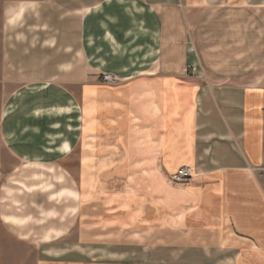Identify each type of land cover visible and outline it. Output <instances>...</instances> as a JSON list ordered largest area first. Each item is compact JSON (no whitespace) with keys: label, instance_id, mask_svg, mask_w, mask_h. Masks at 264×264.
<instances>
[{"label":"crops","instance_id":"0c3cea01","mask_svg":"<svg viewBox=\"0 0 264 264\" xmlns=\"http://www.w3.org/2000/svg\"><path fill=\"white\" fill-rule=\"evenodd\" d=\"M1 47L0 227L41 264H264V0H36Z\"/></svg>","mask_w":264,"mask_h":264},{"label":"rangeland","instance_id":"374dc122","mask_svg":"<svg viewBox=\"0 0 264 264\" xmlns=\"http://www.w3.org/2000/svg\"><path fill=\"white\" fill-rule=\"evenodd\" d=\"M36 0H0V74L3 72L5 63L2 60V35L5 25L12 15L25 3ZM7 72V70H5ZM1 76V75H0ZM7 78L11 80V90H14L19 86L18 80L14 75L8 74ZM0 158L6 163L8 167H14L16 162L13 158H10L5 152L0 153ZM4 173V172H3ZM75 173L79 176V179L83 182L86 179L85 172L83 170H75ZM85 191L89 187L83 183ZM85 216L81 220L79 227L73 232V234L63 243L59 244V247L65 248V244L69 242H75V240L83 241V229ZM0 264H41L43 257H46V252L50 246H24L14 241L0 227Z\"/></svg>","mask_w":264,"mask_h":264},{"label":"built area","instance_id":"2783aa9c","mask_svg":"<svg viewBox=\"0 0 264 264\" xmlns=\"http://www.w3.org/2000/svg\"><path fill=\"white\" fill-rule=\"evenodd\" d=\"M192 72L195 73V68L192 69ZM108 82H114L110 77L105 79ZM194 173L192 168L183 167L179 169L176 173L170 176L171 182L177 186H185L189 184L193 179Z\"/></svg>","mask_w":264,"mask_h":264}]
</instances>
